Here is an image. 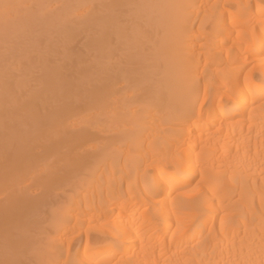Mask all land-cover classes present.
Returning a JSON list of instances; mask_svg holds the SVG:
<instances>
[{"label": "bare ground", "instance_id": "1", "mask_svg": "<svg viewBox=\"0 0 264 264\" xmlns=\"http://www.w3.org/2000/svg\"><path fill=\"white\" fill-rule=\"evenodd\" d=\"M0 264H264V0H0Z\"/></svg>", "mask_w": 264, "mask_h": 264}]
</instances>
